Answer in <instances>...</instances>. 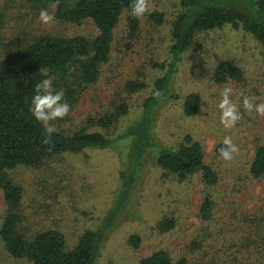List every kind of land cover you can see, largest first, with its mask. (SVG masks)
<instances>
[{"label":"rangeland","instance_id":"1","mask_svg":"<svg viewBox=\"0 0 264 264\" xmlns=\"http://www.w3.org/2000/svg\"><path fill=\"white\" fill-rule=\"evenodd\" d=\"M148 6L151 11L138 18L134 37H128L126 22L121 19L114 29L110 58L101 67L98 81L82 91L66 117L50 124L72 130L82 126L87 116L102 114L125 102L128 113L107 132L114 136L139 116L153 81L162 74L157 65L168 59L170 22L180 10L179 0H148ZM0 10L4 20L0 53L4 46L10 48L15 39L25 35L96 34L89 20L79 25L55 20L42 23L41 9L26 0H0ZM45 10L53 15V7ZM154 12L163 15L162 24L148 19ZM221 61L240 67L242 81L215 84L212 72ZM129 81L143 82L145 88L129 93L125 89ZM171 86L177 99L165 102L153 115L152 145L142 158L131 195L121 204L116 201L118 173L131 157L130 138L104 149L51 157L37 169L10 172L23 189L19 227L24 235L56 229L64 235L69 250L84 231L98 229L113 203H117L119 211L105 228L94 264H138L141 258L160 249L167 251L174 263L264 264V177L253 179L248 171L255 147L264 144V116L240 107L241 119L235 127L225 129L219 122L217 107L225 87L232 89L230 99L238 107L245 96L254 103H264V61L259 44L241 29L228 26L199 34L182 55ZM52 91L59 90L52 87ZM192 92L198 94L201 107L188 118L180 104ZM185 134L201 143L205 160L214 165L219 174L215 186L204 185L200 174L179 181L155 166L160 147H174ZM225 136L231 137L239 149L228 162L214 153ZM207 193L214 208L209 220L204 221L199 217V206ZM5 212L0 191V224ZM164 218H172L175 224L168 232L157 227ZM131 236L140 238L138 248L129 245ZM0 264L30 262L10 257L0 239Z\"/></svg>","mask_w":264,"mask_h":264},{"label":"trees","instance_id":"2","mask_svg":"<svg viewBox=\"0 0 264 264\" xmlns=\"http://www.w3.org/2000/svg\"><path fill=\"white\" fill-rule=\"evenodd\" d=\"M40 9L53 7L54 20L76 24L89 20L96 29L92 36L57 34L25 35L15 39L10 48L0 53V191L6 212L0 224V239L7 254L14 259H25L30 264H94L105 228L117 216L122 200L131 195L142 158L152 145L150 125L156 110L165 102L177 99L172 92V80L182 55L204 32L231 27L241 29L258 44L264 61V0H179L178 13L170 22L168 59L158 64L162 74L152 84V92L142 104L139 116L121 134L111 136L109 130L118 119L128 113V105L120 102L102 114L89 115L82 126L57 131L45 143L43 125L30 112V101L37 82L52 79V87L64 93L70 107L77 103L82 91L95 84L101 67L110 58L114 29L124 18L128 37L138 31L139 20L129 15V0H26ZM148 19L156 25L163 23V15L154 12ZM3 14L0 10V39L3 31ZM240 67L221 61L213 69L212 81L225 84L241 82ZM145 88L143 82L129 81L126 91L135 93ZM185 117L195 116L201 101L192 92L181 102ZM130 138L132 152L124 169L118 173L119 191L100 227L86 230L73 248L66 249L64 235L56 229H47L28 237L20 230L22 216L19 204L23 197L20 184L10 172L17 168L37 169L45 160L61 154H79L87 149H104L116 141ZM215 146L214 153L219 156ZM136 148V149H133ZM138 155V156H137ZM155 166L163 173L174 175L179 181L200 174L207 187L219 182L214 165L205 160L201 143L184 135L174 147L162 146L157 152ZM253 179L264 177V144L255 147L248 168ZM214 208L207 193L199 206L200 219L207 221ZM172 218H164L157 227L161 232L174 228ZM130 246L138 248V236L128 239ZM138 264H184L173 262L171 255L156 250L141 258Z\"/></svg>","mask_w":264,"mask_h":264},{"label":"clouds","instance_id":"3","mask_svg":"<svg viewBox=\"0 0 264 264\" xmlns=\"http://www.w3.org/2000/svg\"><path fill=\"white\" fill-rule=\"evenodd\" d=\"M129 15L134 18H140L151 9L148 6V0H129ZM54 16L47 10L41 9L39 20L42 23L54 21ZM52 79L44 78L37 82L33 89V95L30 101V112L34 119L43 125L45 133V143H48L54 132L57 131L50 121L63 119L69 113L70 106L64 99L62 91H52ZM232 89L225 87L220 93V100L217 104L220 110L219 122L225 129L235 127L236 123L241 119L240 107L246 112L253 111L257 116H264V103H254V99L247 96L243 98L242 104L238 107L230 99ZM238 146L232 142L231 137L225 136L221 141V147L218 149L219 157L225 162L233 159V154L238 152Z\"/></svg>","mask_w":264,"mask_h":264}]
</instances>
